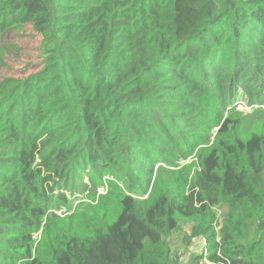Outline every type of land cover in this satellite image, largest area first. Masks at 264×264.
Instances as JSON below:
<instances>
[{
	"label": "trees",
	"instance_id": "trees-1",
	"mask_svg": "<svg viewBox=\"0 0 264 264\" xmlns=\"http://www.w3.org/2000/svg\"><path fill=\"white\" fill-rule=\"evenodd\" d=\"M237 104L264 105V0H0V264H179V221L264 264V127L148 191Z\"/></svg>",
	"mask_w": 264,
	"mask_h": 264
},
{
	"label": "rangeland",
	"instance_id": "rangeland-1",
	"mask_svg": "<svg viewBox=\"0 0 264 264\" xmlns=\"http://www.w3.org/2000/svg\"><path fill=\"white\" fill-rule=\"evenodd\" d=\"M21 43L27 44L28 40L22 38ZM19 61L25 59L24 54L18 55ZM10 61V60H9ZM10 64L14 62L10 61ZM33 67L30 66L26 70L32 72ZM15 74V73H14ZM218 123L216 128L212 127L204 137L199 141L194 149H190L189 155L184 156L182 154L177 155L174 159H171L168 163L164 164L163 171L164 175L156 177L155 173L151 178L149 190L158 189V188H167L165 180L172 183L173 191H177L179 195L186 194L190 187V180L194 172L199 168V154H206L210 152L215 143H221L224 140H230L232 137H239L240 139L245 138L252 133H255L261 130L264 127V105L255 104L248 106L246 104H237L233 109H225L223 112H218L216 115ZM228 120L227 126L231 128V134L225 136L218 131L219 128L223 126L225 121ZM203 134V133H202ZM202 150L206 151L203 152ZM157 169V166H154V171ZM104 193L102 187L98 188V193ZM147 197V194L143 196V199ZM85 203V204H84ZM98 203V195L93 196H84L82 201L74 204L71 207V210L67 213H70L71 216L82 215L83 213H91V209H94ZM83 204V206H82ZM79 207H81L79 209ZM96 210V209H95ZM212 211L218 221H222L225 218L226 208L217 205L212 207ZM59 211V215H63ZM192 223L191 222H181L179 221V231H172L170 236L167 238L169 244L171 255L178 257L179 264H200L197 259V255L201 252V245L199 243V238H194L187 242L186 235L191 231ZM205 264V263H201Z\"/></svg>",
	"mask_w": 264,
	"mask_h": 264
},
{
	"label": "built area",
	"instance_id": "built-area-1",
	"mask_svg": "<svg viewBox=\"0 0 264 264\" xmlns=\"http://www.w3.org/2000/svg\"><path fill=\"white\" fill-rule=\"evenodd\" d=\"M199 243L201 245V252L200 254L197 255L198 257V262L201 263H205V264H213L212 262H210L207 258V249H206V240L202 237L199 238Z\"/></svg>",
	"mask_w": 264,
	"mask_h": 264
}]
</instances>
